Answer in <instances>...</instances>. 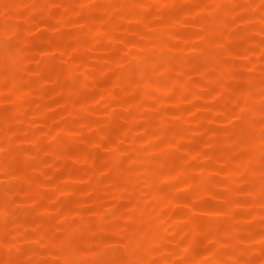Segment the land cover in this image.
Instances as JSON below:
<instances>
[{"label": "rangeland", "instance_id": "1", "mask_svg": "<svg viewBox=\"0 0 264 264\" xmlns=\"http://www.w3.org/2000/svg\"><path fill=\"white\" fill-rule=\"evenodd\" d=\"M0 264H264V0H0Z\"/></svg>", "mask_w": 264, "mask_h": 264}]
</instances>
